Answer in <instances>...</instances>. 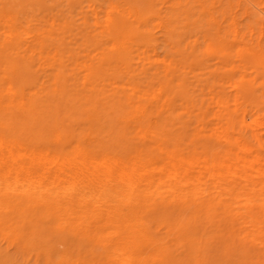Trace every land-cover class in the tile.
I'll use <instances>...</instances> for the list:
<instances>
[{"label": "bare ground", "instance_id": "obj_1", "mask_svg": "<svg viewBox=\"0 0 264 264\" xmlns=\"http://www.w3.org/2000/svg\"><path fill=\"white\" fill-rule=\"evenodd\" d=\"M263 38L264 0H0V264H264Z\"/></svg>", "mask_w": 264, "mask_h": 264}, {"label": "rangeland", "instance_id": "obj_2", "mask_svg": "<svg viewBox=\"0 0 264 264\" xmlns=\"http://www.w3.org/2000/svg\"><path fill=\"white\" fill-rule=\"evenodd\" d=\"M249 24H250V22H245V23H243V28H245V27H246L247 25H249ZM257 40H258V39H256V37H254V38L252 39L253 42H256ZM262 42H263V44H264V38H263V41H262ZM252 109H254V108H253V107H250V108H249V111L252 112ZM250 114H251V113H250ZM247 122H248V123L250 122V118L247 119Z\"/></svg>", "mask_w": 264, "mask_h": 264}]
</instances>
